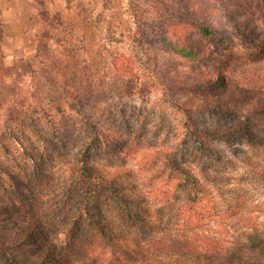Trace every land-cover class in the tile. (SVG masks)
<instances>
[{
	"label": "rangeland",
	"instance_id": "374dc122",
	"mask_svg": "<svg viewBox=\"0 0 264 264\" xmlns=\"http://www.w3.org/2000/svg\"><path fill=\"white\" fill-rule=\"evenodd\" d=\"M20 1L30 14L29 39L24 53L6 61L0 91L7 107L26 104L30 113L19 141L0 139V264H36L51 249L47 238L61 261L64 253L70 263L98 264L93 256L105 254L116 264L119 238H138L141 227L119 200L96 197L94 184L80 183L90 172L139 196L160 234L264 233V145H247L233 129L245 107L236 93L264 68V8L247 10L253 0H41L44 7ZM6 7L0 0L1 23ZM202 23L212 36L202 33ZM183 48L200 54L188 57ZM222 76L230 88L208 85ZM255 122L254 133L263 137L264 121ZM219 130L228 136H202ZM176 165L207 185L202 200L193 203L179 187L184 174ZM88 198L97 201L87 208L81 202ZM32 222L36 235L25 239Z\"/></svg>",
	"mask_w": 264,
	"mask_h": 264
},
{
	"label": "trees",
	"instance_id": "16d2710c",
	"mask_svg": "<svg viewBox=\"0 0 264 264\" xmlns=\"http://www.w3.org/2000/svg\"><path fill=\"white\" fill-rule=\"evenodd\" d=\"M36 1L44 7L45 4L41 0ZM68 4L71 6L72 0H68ZM132 5L137 19L143 21V14L141 13L139 4L133 2ZM245 6L247 10L253 9V6H261L264 8V0L259 2L253 0L249 4H245ZM40 15L43 16L45 21L53 24V22L49 20L51 14L48 11L41 12ZM54 19L59 23L62 22L60 14L54 15L53 20ZM139 26L142 30V23L139 24ZM199 28L204 35L212 36L214 34L209 25L202 23L199 25ZM2 39L3 28H0V42ZM182 52H184L186 56L194 58L200 54L199 50L196 48H183ZM208 85L212 87V89H228L231 87L230 80L226 78V76L219 78L213 77L208 81ZM256 87L258 90H256ZM235 100L238 103L244 104L245 107L244 110H241L240 114L235 117L236 124H234L235 128L233 129L244 133L248 137L246 140L247 145L252 147L262 144L264 145V136L262 137L254 133L255 129L258 128V124L255 120L261 118L264 121V68L262 71L257 72V76L250 81L248 86H244L242 89L239 88L235 95ZM8 104L5 94L0 91V110L3 109L4 111L3 113H0V118L1 120H3V118L6 119L4 123H0V139L9 136L14 140L19 141L20 129L23 132L22 122L26 118L25 115L30 113V108H26V104L16 103L7 107ZM202 136L223 139L228 135L225 131L219 130L216 132H202ZM258 138H260L259 142L256 140ZM91 147L92 144L89 143L86 148L88 152ZM176 171L180 175L184 174L183 178H179V187L189 193V199L193 203L202 200L204 195L209 193L207 185L196 173L192 174L188 169L181 166L178 167L177 165ZM80 183L85 187L94 184L95 188L98 189V193L95 192V194L97 193L96 197H98V194H104L113 196L119 200L121 209L126 216L132 220L134 219L133 221L141 227V235L137 236L138 238H119V241L116 244L119 248V252L113 254L114 257H116V264H175L172 261L171 263L166 261L165 257L167 256L195 257L197 262L193 264H264V233H261L257 229L253 231L243 230L244 232L240 233V236L237 238L226 234L214 236L210 235L205 230L200 229L175 233L164 232L160 234L155 224L150 222V219L148 218V212H150V209L146 207L143 203L144 201L139 196L125 194L117 190V188H124L123 185H117L113 180L106 178L102 174H97L96 172H90L89 176L80 180ZM139 198L142 201L138 200ZM89 200L90 198H88L86 202H81V204H86V207L88 208L90 204L97 201L92 200L91 202ZM242 220L248 225L250 217L244 216ZM35 225L36 223L34 222L27 225L22 237L25 239H33L36 235L35 227H33ZM98 229L102 232L103 236L104 232L102 230H104V228L99 226ZM47 239V242L50 243V251L53 252V254L50 253L49 250L44 251L36 264H75L67 262V255L64 253H62V256L65 262L59 260L56 256L58 250L54 249L55 245L50 238ZM93 258L98 264H114V262H111L110 258H107L105 254L102 258H99L95 254ZM83 259L84 263H87V260L85 258ZM7 262L14 264L9 258L7 259Z\"/></svg>",
	"mask_w": 264,
	"mask_h": 264
},
{
	"label": "crops",
	"instance_id": "0c3cea01",
	"mask_svg": "<svg viewBox=\"0 0 264 264\" xmlns=\"http://www.w3.org/2000/svg\"><path fill=\"white\" fill-rule=\"evenodd\" d=\"M20 0H7V7L3 11V39L0 42V75L6 61L24 53L23 47L28 42L29 29L26 26L29 10L19 4ZM23 3H30L24 0ZM21 2V1H20Z\"/></svg>",
	"mask_w": 264,
	"mask_h": 264
}]
</instances>
